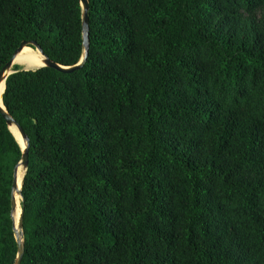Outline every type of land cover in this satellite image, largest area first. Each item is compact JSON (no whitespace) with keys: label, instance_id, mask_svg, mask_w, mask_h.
Instances as JSON below:
<instances>
[{"label":"trees","instance_id":"trees-1","mask_svg":"<svg viewBox=\"0 0 264 264\" xmlns=\"http://www.w3.org/2000/svg\"><path fill=\"white\" fill-rule=\"evenodd\" d=\"M87 19L81 67L5 80L29 138L20 264H264V0H88ZM23 41L77 63L79 0H0V68ZM20 155L0 114V264Z\"/></svg>","mask_w":264,"mask_h":264},{"label":"water","instance_id":"water-1","mask_svg":"<svg viewBox=\"0 0 264 264\" xmlns=\"http://www.w3.org/2000/svg\"><path fill=\"white\" fill-rule=\"evenodd\" d=\"M79 3H80V7H81L82 53H81V56H80L78 62L73 64V65H70V66L61 65L55 61H52L46 55H44L42 53V50L39 48V46L35 42L23 41L20 43V45L14 51L11 58L6 63H4L3 66L0 68V85H1V83H3L4 88H5V80H6L7 76L15 71V70H10L11 67L13 66V60L16 57V55L25 46H30V47L33 46L35 49H37L40 52V54L44 58L43 64L40 66H50V67H53V68L58 69V70L63 71V72H69L71 70H74L76 68L81 67L84 64V62L86 60L87 53H88V46H89L88 19H87L88 0H79ZM40 66H38V67H40ZM38 67H36V68H38ZM36 68H27V69L33 70ZM21 69H23V68H21ZM4 88H3L2 94L4 92ZM1 100H2V96H1ZM0 114L4 118V120L7 124V127L11 123H13L16 126L18 133H19L18 137L21 141L20 143H22V142L24 143V147L22 148L21 144L17 141V138L12 134L14 136L15 140L17 141V143L20 147V151H21L20 159L18 160V162L13 167L12 183H11V191H10V218L12 221L13 236H14L15 243H16V254H15V259H14L13 264H20L21 258L23 255L22 215H21L22 208L20 206L18 223H17V227H15V225H14V220H15V215H16L15 195L18 194L20 196V202H21L22 197L20 194V190H21V185L23 182L24 172H25L27 164H28L29 138L25 134V132L22 130V128L19 126V124L16 123L15 120L8 114L6 107L4 106L3 102H2V106L0 105ZM21 169H24V172L21 175L20 182L18 183L19 173H20Z\"/></svg>","mask_w":264,"mask_h":264},{"label":"bare ground","instance_id":"bare-ground-1","mask_svg":"<svg viewBox=\"0 0 264 264\" xmlns=\"http://www.w3.org/2000/svg\"><path fill=\"white\" fill-rule=\"evenodd\" d=\"M30 47V46H29ZM29 47L25 46L22 48V50L16 55V57L13 60V66L17 65L20 68L23 69H27V68H36L40 65L43 64V56L40 54V52L37 49H30ZM13 66L11 67L10 70H12ZM4 88V84L1 83L0 85V105L2 106V100H1V96H2V91ZM10 132L17 138V141L20 143V139L18 137V130L16 128V126L11 123L8 126ZM22 148L24 147V143H20ZM23 169H21L20 173H19V179H18V183L20 182V178L21 175L23 174ZM16 196H17V202H16V215H15V220H14V225L15 227H17V223H18V216H19V212H20V205H19V201H20V196L18 194L15 195V201H16Z\"/></svg>","mask_w":264,"mask_h":264},{"label":"rangeland","instance_id":"rangeland-1","mask_svg":"<svg viewBox=\"0 0 264 264\" xmlns=\"http://www.w3.org/2000/svg\"><path fill=\"white\" fill-rule=\"evenodd\" d=\"M29 47V46H27ZM30 49H33V47H29ZM35 49V48H34ZM16 69H21L20 67H18L17 65L13 66L12 70H16ZM24 172V169L22 170ZM16 202H17V196H16ZM19 205H20V201H19Z\"/></svg>","mask_w":264,"mask_h":264}]
</instances>
